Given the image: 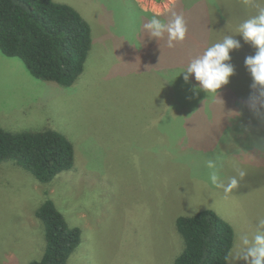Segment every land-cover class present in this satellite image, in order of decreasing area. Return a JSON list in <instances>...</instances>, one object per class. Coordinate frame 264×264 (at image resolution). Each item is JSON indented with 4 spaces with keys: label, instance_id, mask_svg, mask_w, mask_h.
<instances>
[{
    "label": "rangeland",
    "instance_id": "obj_1",
    "mask_svg": "<svg viewBox=\"0 0 264 264\" xmlns=\"http://www.w3.org/2000/svg\"><path fill=\"white\" fill-rule=\"evenodd\" d=\"M54 1L92 26L85 72L63 87L0 50V127L56 130L76 163L49 184L0 164V264L43 258L36 212L47 200L83 232L68 264H175L185 247L178 219L207 210L234 228L228 264H251L247 250L264 235V85L246 64L258 49L241 26L264 0ZM177 15L183 40L167 31ZM153 18L165 25L160 36L146 27ZM226 38L239 43L225 62L233 75L211 93L188 68Z\"/></svg>",
    "mask_w": 264,
    "mask_h": 264
},
{
    "label": "trees",
    "instance_id": "obj_2",
    "mask_svg": "<svg viewBox=\"0 0 264 264\" xmlns=\"http://www.w3.org/2000/svg\"><path fill=\"white\" fill-rule=\"evenodd\" d=\"M92 47V26L74 7L54 0H0V50L23 61L33 77L74 87ZM6 161L49 184L74 168L76 149L56 130L12 133L0 127V164ZM36 217L45 226L47 248L43 258L31 264H68L82 243V230L72 228L52 200L38 209ZM177 229L185 247L175 264H228L235 231L217 213L207 210L181 217Z\"/></svg>",
    "mask_w": 264,
    "mask_h": 264
},
{
    "label": "clouds",
    "instance_id": "obj_3",
    "mask_svg": "<svg viewBox=\"0 0 264 264\" xmlns=\"http://www.w3.org/2000/svg\"><path fill=\"white\" fill-rule=\"evenodd\" d=\"M146 27L151 29L152 35L160 36L165 25L153 18ZM241 28L244 39L250 41L258 49L254 57L246 59V64L254 81L264 85V10H261L258 17L245 22ZM167 31L170 39L183 40L186 27L182 16L177 15L174 21L167 26ZM238 46V41L231 38H226L223 43L215 44L207 49L201 59L190 64L189 73L195 75L196 80L205 90L211 93L217 92L228 83L229 78L233 75V68L225 62L230 59V50ZM213 181H215V176H213ZM236 185L237 181L233 179L226 191H231ZM245 243H247V239H245ZM248 257L252 258L251 264H264V235H255L254 246L247 250L244 258L247 260Z\"/></svg>",
    "mask_w": 264,
    "mask_h": 264
},
{
    "label": "crops",
    "instance_id": "obj_4",
    "mask_svg": "<svg viewBox=\"0 0 264 264\" xmlns=\"http://www.w3.org/2000/svg\"><path fill=\"white\" fill-rule=\"evenodd\" d=\"M177 2H178V1H177ZM177 2H176L175 4H178Z\"/></svg>",
    "mask_w": 264,
    "mask_h": 264
}]
</instances>
